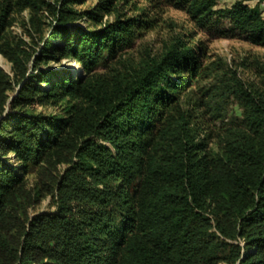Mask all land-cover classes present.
<instances>
[{
	"label": "trees",
	"instance_id": "1",
	"mask_svg": "<svg viewBox=\"0 0 264 264\" xmlns=\"http://www.w3.org/2000/svg\"><path fill=\"white\" fill-rule=\"evenodd\" d=\"M86 1L0 0V264H264V78L214 88L240 111L210 145L203 42L130 54L167 8L264 47V0Z\"/></svg>",
	"mask_w": 264,
	"mask_h": 264
},
{
	"label": "rangeland",
	"instance_id": "2",
	"mask_svg": "<svg viewBox=\"0 0 264 264\" xmlns=\"http://www.w3.org/2000/svg\"><path fill=\"white\" fill-rule=\"evenodd\" d=\"M235 0H218L216 7H228ZM94 0H87L84 3L76 5L78 8H86L91 6ZM249 5L254 2H246ZM21 17H26V12L21 13ZM162 22L158 27L151 30L143 31L132 41L130 49L131 57L137 60L146 54L158 53L165 43L169 42L172 36H188L193 40H201L205 46L204 65L207 67L206 77H201L194 82L190 90L184 97V104L193 102L194 99L200 98L207 102V105H212L219 108V114L216 119L210 117V108L207 105L200 107L203 112L204 122L210 127L211 135L213 136L210 145L214 143V134L220 127L226 126L229 120L239 114V107L232 95L210 97L213 94L214 88L221 84L231 82L232 74L240 79L245 86L250 89L260 90L263 87L264 78V47L253 45L236 37H214L211 32H201L192 25L181 11L167 8L161 13ZM21 20L15 22L10 29L13 34L22 35ZM46 29V28H45ZM74 62H69L66 59L60 61H49L46 67H51L57 71L70 70L73 73H80V68ZM0 67L3 71L9 72L10 64L0 55ZM211 98V99H209ZM203 101V102H204ZM10 158L12 156L10 155ZM53 208L50 205L49 197L44 198L38 205L34 207V212Z\"/></svg>",
	"mask_w": 264,
	"mask_h": 264
},
{
	"label": "bare ground",
	"instance_id": "3",
	"mask_svg": "<svg viewBox=\"0 0 264 264\" xmlns=\"http://www.w3.org/2000/svg\"><path fill=\"white\" fill-rule=\"evenodd\" d=\"M76 65V64H75ZM75 65L74 66H72V67H75Z\"/></svg>",
	"mask_w": 264,
	"mask_h": 264
},
{
	"label": "water",
	"instance_id": "4",
	"mask_svg": "<svg viewBox=\"0 0 264 264\" xmlns=\"http://www.w3.org/2000/svg\"><path fill=\"white\" fill-rule=\"evenodd\" d=\"M1 68V67H0ZM3 70V68H1Z\"/></svg>",
	"mask_w": 264,
	"mask_h": 264
}]
</instances>
